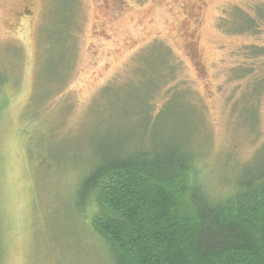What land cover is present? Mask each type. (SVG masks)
Instances as JSON below:
<instances>
[{"label":"rangeland","instance_id":"rangeland-1","mask_svg":"<svg viewBox=\"0 0 264 264\" xmlns=\"http://www.w3.org/2000/svg\"><path fill=\"white\" fill-rule=\"evenodd\" d=\"M261 4L0 0V264H114L91 227L94 204L81 222L77 190L110 134L144 135L139 106L166 110L157 132L200 153L213 197L244 163L263 170L264 54L253 52L264 26L230 33L221 22ZM166 50L175 69L148 101L157 75L147 83L141 70L158 74Z\"/></svg>","mask_w":264,"mask_h":264},{"label":"trees","instance_id":"trees-1","mask_svg":"<svg viewBox=\"0 0 264 264\" xmlns=\"http://www.w3.org/2000/svg\"><path fill=\"white\" fill-rule=\"evenodd\" d=\"M221 22L230 33H259L264 4L253 14L241 9L236 17L222 16ZM70 30L61 35L73 37ZM258 51L253 53L264 54ZM168 54L156 66L158 74L151 72L152 63L141 70L147 83L157 75L148 101L175 69L166 61ZM33 103L32 98L30 117ZM138 108L147 120L145 127L139 124L144 135L148 130L154 135L151 147L135 130L110 134L77 190L78 216L84 222L83 212L95 205L90 224L111 249L114 264H264V169L244 163L224 185L223 196L213 197L200 177V153L187 148L185 140L157 132L166 110L154 115L150 104Z\"/></svg>","mask_w":264,"mask_h":264}]
</instances>
